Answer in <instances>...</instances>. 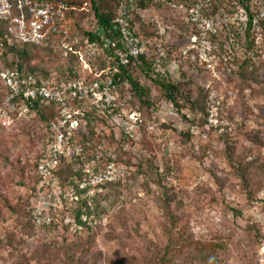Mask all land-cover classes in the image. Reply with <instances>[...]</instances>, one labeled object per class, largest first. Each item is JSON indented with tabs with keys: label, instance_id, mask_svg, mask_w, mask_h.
Returning a JSON list of instances; mask_svg holds the SVG:
<instances>
[{
	"label": "rangeland",
	"instance_id": "rangeland-1",
	"mask_svg": "<svg viewBox=\"0 0 264 264\" xmlns=\"http://www.w3.org/2000/svg\"><path fill=\"white\" fill-rule=\"evenodd\" d=\"M228 1L218 12L229 24L205 45L190 42L183 13L136 4L134 17L143 13L149 25L139 32L150 42L149 66L129 71L150 99L119 81L112 102L89 111L101 138L87 157L103 165L114 155L121 171L87 231L32 225L34 167L48 125L36 111L0 125V264H264V19L259 31L249 29L243 4ZM247 3L254 14L264 10V0ZM106 6L116 10L114 0ZM88 7L72 34L80 39L96 28ZM29 55L26 66L58 79L80 66L57 42ZM156 75L180 85L178 105ZM170 240L176 252L164 256Z\"/></svg>",
	"mask_w": 264,
	"mask_h": 264
},
{
	"label": "built area",
	"instance_id": "built-area-1",
	"mask_svg": "<svg viewBox=\"0 0 264 264\" xmlns=\"http://www.w3.org/2000/svg\"><path fill=\"white\" fill-rule=\"evenodd\" d=\"M159 1L183 12L191 26L192 44L205 45L209 36L221 34L229 24L228 18L213 12V0ZM85 11H89L87 2L0 0V26L5 28L4 34L0 33V125L9 126L26 117L33 111L34 100L54 103L60 110L59 119L52 124L54 135L37 160V190L32 205V220L36 226L51 224L53 211L61 207L67 197L77 199L76 187L91 204L105 193L107 183L117 179L121 169L114 155H110L103 165L100 156L86 157L82 136H88L86 117L93 104L100 108L112 102V92L122 68L149 51V40L138 36L131 26V4L123 0L115 19L117 35L105 41L108 53L101 63L94 64L92 61L100 56L99 46L71 36L77 15ZM238 13L244 25L249 27L247 9L240 6ZM262 19L264 10L253 13L251 28L259 31ZM54 42L66 53L73 44L81 43V50L76 52L83 58L82 76H72L57 83L52 75L43 77L4 66L2 56L6 43L47 45ZM72 157L81 163L82 174L74 177L69 187L62 188L56 171L62 159Z\"/></svg>",
	"mask_w": 264,
	"mask_h": 264
},
{
	"label": "trees",
	"instance_id": "trees-1",
	"mask_svg": "<svg viewBox=\"0 0 264 264\" xmlns=\"http://www.w3.org/2000/svg\"><path fill=\"white\" fill-rule=\"evenodd\" d=\"M53 1H60V0H53ZM61 1H68V2H73V1H69V0H61ZM115 1V6H116V10L115 9H111L108 8L106 6L107 0H80V2H78L79 4H82L84 2H87L91 8V10L94 13V17L96 20V28L93 31H88V32H84L82 36V38L80 39L81 42L85 39L88 40V42L91 43H95L99 46L100 48V56L97 57L96 60L101 61L103 56H106V54L108 53V49L105 47V41L108 39H113L116 35V29L114 28L115 25V19L117 16V10L120 6V3L123 0H114ZM129 4H131L132 6V13H134L136 9V4H140L141 7H145L146 5V1H152L157 5L160 6H164L167 7L171 10H175V11H179L178 9H173L170 6H168L167 4L159 1V0H126ZM184 1V0H183ZM243 6L247 9L248 13H249V29H251L252 26V15L253 13L250 11V7L248 5V0H239ZM229 1L228 0H213V6H214V13L218 12V9H220L223 6H227L225 4H227ZM76 3V2H75ZM228 7V6H227ZM143 11H145V9H142ZM87 13L85 12H81L77 15V20L78 17L82 14ZM141 13V12H140ZM183 13V12H181ZM184 15V14H183ZM143 17L142 19L140 18H135L133 15V19L131 22V26L133 28H135V33L138 36L140 35V31L145 32V29H147V27L149 26L148 24H145L144 21V14L141 13L140 17ZM81 18V17H80ZM76 20V22H77ZM78 23V22H77ZM189 24V23H188ZM75 27H76V23H75ZM248 29V30H249ZM4 26L1 25L0 26V33L4 34ZM72 34H76L75 28ZM72 37H76L75 35H71ZM142 37V36H141ZM252 40L250 38L249 35V42H248V46L250 47V45ZM29 46L31 47H39L40 45H33V44H19V43H12V44H7L4 48V52H3V56H2V60L4 63V66L7 67H12V68H16L18 70H21L24 73H34L38 76H47V74H41L39 71L35 70V68L33 67H28L26 66L25 62H28V59L30 57L29 55ZM29 48V49H28ZM76 50L80 51L81 50V43H77V44H73L70 48V50L68 51V54H70L72 57L76 58V60L80 61V66L77 69H74L72 71H70V73L67 74V76L64 79H58L57 83H60L66 79H68L69 77L72 76H82V62H83V58L81 56V54L79 52H76ZM148 53H143L141 54L138 58L133 59L129 65L124 66L120 72V74L117 76V81H128L131 85V88L133 89L135 95L142 101L147 103L150 99V90L145 87L144 85H142L136 78H134L129 69L133 66V65H137L141 68H145L149 66V62L146 59V55ZM50 76V75H49ZM119 77V79H118ZM153 83L159 88V90L161 91V93L167 98L169 99L172 103H174L175 105H178V99L177 96L178 94L181 92V88L180 85L178 83L173 82L170 79H165L164 77H161L160 75H156L152 78ZM117 82V83H118ZM33 111H36L39 116L41 117L42 120H45L47 122L48 125V136H47V140H46V144L44 149L42 150L39 158L42 156L43 151L45 150L49 140L52 139L53 135H54V130L52 129V124L56 123L57 120L60 117V110L59 107L54 104V103H45L42 102L40 100H34L33 101ZM94 115H97V113H91L88 112L87 114V122H86V129L88 132V136H86V134H82V136L85 139V143H86V157H87V150H89L95 143H96V139L97 138H101L100 136V132L98 130H96V127H94L92 124H94ZM38 158V159H39ZM36 165H37V161L34 167V184H33V190L31 192L32 195V201H33V197L35 195V192L37 190V176H36ZM56 174L59 178L60 181V185L62 188L65 187H69L72 183V179L74 177H80L82 174V169H81V163L75 159L74 157L70 158V159H62V161L59 164V167L56 171ZM107 185V184H106ZM105 185V188H106ZM69 190H67L66 192H68ZM75 193L77 195V199H71L70 196L67 197L66 199L63 200L62 206L56 208L53 213H52V222L49 225H45V226H36L35 223L32 220V206H31V211H30V221L32 223L33 226H35L36 228H61L67 231L74 232V233H82L88 230L89 226L92 225V223L95 221L94 219L97 217L98 214V205L100 203V199L106 194V191L103 195H101L99 198H97L95 200V202L93 203H89V201L82 197L80 194L79 189H77V187L75 188ZM33 205V202H32ZM176 245V243L173 242V240H170L169 243L166 245L165 247V251H164V256L168 255L171 252H176L174 247ZM180 249H178L177 251H179Z\"/></svg>",
	"mask_w": 264,
	"mask_h": 264
}]
</instances>
